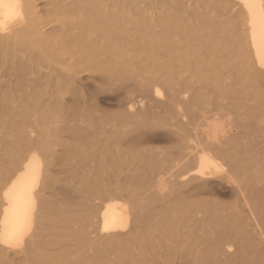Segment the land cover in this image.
I'll return each mask as SVG.
<instances>
[{"label": "bare ground", "instance_id": "1", "mask_svg": "<svg viewBox=\"0 0 264 264\" xmlns=\"http://www.w3.org/2000/svg\"><path fill=\"white\" fill-rule=\"evenodd\" d=\"M248 2L255 22L245 0H0V264H58L64 240L45 238L79 210L94 264H116L143 227L149 243L189 248L172 264H264V0ZM136 51L144 72L98 84L100 66L127 67ZM115 100L116 113L104 107ZM134 132L150 157L148 143H172L143 168L148 197L173 204L156 216L128 187ZM241 139L252 150L228 154ZM183 187L229 190L236 204L186 211Z\"/></svg>", "mask_w": 264, "mask_h": 264}, {"label": "rangeland", "instance_id": "2", "mask_svg": "<svg viewBox=\"0 0 264 264\" xmlns=\"http://www.w3.org/2000/svg\"><path fill=\"white\" fill-rule=\"evenodd\" d=\"M129 45L138 46L139 43H137V42L134 43L132 41H129L128 46ZM106 50H108V47H106L103 44H100L99 53L103 54V53L107 52ZM139 57H141V53L138 51L130 53L128 55L129 59L127 62V67H124V68H121V66H120L119 68L110 67V69H109L107 66L106 67L100 66V72L99 73H100V78H101L100 80L101 81L99 80L98 84H101L103 82V79L105 80V77H108L107 74H114V76L123 75V73H125L124 72L125 69H126V71H131V72L135 70L139 74H141V72H144V69H143L142 63L140 62ZM140 77L141 78H139V79L143 80V78L145 77V74L140 75ZM139 79H137V81ZM243 79H246V77L244 76ZM250 80L253 81V79H250ZM243 82H245V81H243ZM126 85H127L126 89L128 90L127 91L128 95H129V93L132 94L133 99H137V101H139L138 105L145 106L146 103L142 99V96L140 95V94H142V89H140L133 80H131L130 83H127ZM117 104L118 103L115 100L112 103V105H109L110 107H108V106H104V107L107 110H111L112 112L116 113L117 110L119 109V107H117L118 106ZM130 108H131L133 113H136L135 111L137 110V108H135V106L133 105V101H131V103H130ZM148 113H150V112H148ZM148 113H147V115H148ZM142 119H143V117H142ZM141 140H142L141 135H139V133H137V132H134L133 134L129 135L127 138V145L130 147V151L132 153V156H131V161H132L131 167L132 168L131 169H133L132 172L134 174V177L132 179H130V183H129L128 187H129V190H131V192H132L131 198H134V200H133V202L135 203L134 205L138 204V206H139V205L143 204L142 207H145L146 204L144 205V202H148V199H149V200H151L150 202H148L150 204V205L148 204L150 207L147 206V208H150V209L152 208L151 214H153V216H156L158 212H161V210L163 212L167 206H168V208L173 207V204L171 203V201H169L167 203H162L159 201H152V199H155V198L153 196H149L150 198L148 197L149 190L147 187V182H145V177H146V174L148 173L147 168L152 167L151 165H153V164L152 163L147 164L146 162H148V163L153 162L154 163L153 167H158L159 164L164 163V161H165L164 152H166V149L169 148L172 145V143H169L166 141H161V140L158 142L155 141L153 143H148V147L154 149V150H152L154 155H153V157H150L147 155V153H149V152L146 150L145 142H143ZM234 143L237 145L234 144L231 148L228 147V149H226L228 151V154L237 155L240 157L241 153H243V151H245V149L252 150V146H253V140L252 139H241L240 141H238L239 144L237 143V141H235ZM246 144H247V146H246ZM239 150H242V151H239ZM237 151H239V153ZM234 159L236 160L235 163H237L238 160L236 159V156H234ZM145 164H147V165H145ZM145 166L147 168L143 169V168H145ZM136 175H138L137 177H139V178L135 177ZM136 182H138V183H136ZM131 186H133V187L131 188ZM132 189H133V191H132ZM181 192H182V195L179 198H177L180 201H182V203H178L179 208L180 207H183V209L186 208V211H190L193 208L194 209L195 208H201V209H207L208 208V209H210V211L206 212V214L212 215V216H229L230 209L232 206H234V204H236V200H237L236 195L231 193L229 190L222 193V192H216L213 189H210V190L204 189L201 191L188 193L186 187H183ZM140 193H142V194H140ZM136 196L140 197L141 199L137 198ZM177 199H175V200H177ZM139 201H143V203H141ZM155 202H157V203L155 204ZM206 204L208 205V207H206ZM215 209H217V210H215ZM225 212L227 214H225ZM154 213H155V215H154ZM161 215H162V213H161ZM63 218L64 217H62V218H61V216L57 217V215L53 214L49 219L51 222L61 221L64 224L65 222H64ZM154 219L156 221L155 217H154ZM66 221L68 224L67 226H65L66 228L63 227L61 229H55L53 231H50L51 234L45 238L47 240H49V239H55L58 241L64 240V259L61 260V258L59 257L60 260H57V263L58 264H94L96 262V260L92 255V249L93 248H92V245L90 244V241H88V238H89L88 235L85 234L86 230H87V228L84 226L85 223L87 222V217H86L85 212L83 210L75 211L73 214L70 215L69 219ZM143 228L144 229H142V230L144 232H150V230L147 229L146 227H143ZM170 230L171 231L175 230V226L170 225ZM143 231L139 235H136L134 237L135 243L125 242V243L119 244L118 246L115 247V252H116L115 254L117 256V258L115 256V263L116 264H121V263H125V262H126V264H128L129 262L130 263H138V264H141V263H143V264H162V263L163 264H172L173 262H180V261L187 262L188 261L187 256L190 252L189 248L186 249L185 247L182 248L180 246L175 247L174 245L172 246V245H168V244H162V243H165L166 241L165 240H159V238H156V242H155L156 244L154 242L149 243L147 241H150L152 239L151 235L150 234L146 235V233L144 234ZM55 232H56V234H55ZM153 245H154V247H153ZM155 245H156V247H155ZM49 246H50L49 242L45 245H42L43 248L41 247L40 251L46 252L47 254L48 253L50 254V252L46 248ZM135 252L140 254V255L143 254V257H140V258L132 257L133 253H135ZM47 254H46V256H48ZM175 257H176V260H173ZM148 258H151V259L149 260ZM148 260H149V262H148ZM26 264H44V263L40 262L39 260H35V261L28 260L26 262Z\"/></svg>", "mask_w": 264, "mask_h": 264}, {"label": "snow or ice", "instance_id": "3", "mask_svg": "<svg viewBox=\"0 0 264 264\" xmlns=\"http://www.w3.org/2000/svg\"><path fill=\"white\" fill-rule=\"evenodd\" d=\"M245 6L249 9V14L253 17V22H255V12L253 11V5L249 3L248 0H245ZM262 7H264V4H262Z\"/></svg>", "mask_w": 264, "mask_h": 264}]
</instances>
